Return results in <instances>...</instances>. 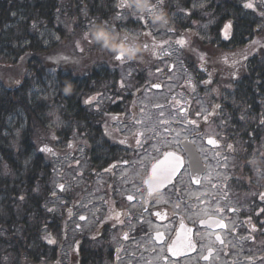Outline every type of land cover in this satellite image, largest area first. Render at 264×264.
<instances>
[{"label": "trees", "instance_id": "trees-1", "mask_svg": "<svg viewBox=\"0 0 264 264\" xmlns=\"http://www.w3.org/2000/svg\"><path fill=\"white\" fill-rule=\"evenodd\" d=\"M246 2L208 0L203 11H195L194 19L185 22L183 13L193 14L191 0H163L162 7L171 16L168 27L177 31L175 42L185 41L177 45L181 56L189 57L185 60L195 76L201 77L198 84L221 86L213 95L215 107L232 118L248 111L262 122L264 18L257 15L262 12L258 8L245 9ZM113 3L0 0V264H39L42 258L49 259L48 264L62 261L60 247L54 243L69 217L65 208L60 213L52 205L55 181L65 171L62 159L74 134L80 139L76 150L85 147L91 165L103 169V106L97 110L92 98L101 92L109 99L129 96V91L121 86L123 65L117 64L114 53L79 38L90 34L96 23L110 26L117 21ZM128 19L135 21L127 25L130 28L143 23L134 15ZM224 23L232 28L227 40L220 36ZM204 37L209 45L201 43ZM164 44L157 42V46ZM157 46L149 50L154 59ZM138 60L130 64L140 76L146 64ZM66 78L76 84L71 95L63 92ZM55 115L60 126L54 123ZM45 146L51 151L40 150ZM100 232L103 228L92 238ZM81 252L82 263L85 253Z\"/></svg>", "mask_w": 264, "mask_h": 264}, {"label": "flooded vegetation", "instance_id": "flooded-vegetation-1", "mask_svg": "<svg viewBox=\"0 0 264 264\" xmlns=\"http://www.w3.org/2000/svg\"><path fill=\"white\" fill-rule=\"evenodd\" d=\"M125 8H128L125 6ZM117 9L122 11V7L118 6ZM197 12V11H196ZM195 11L192 15L187 17L184 16V22L190 18L194 19ZM234 65V64H233ZM204 86V84L202 85ZM221 89L220 85H215L213 90L219 93ZM115 104L121 111L120 114L115 115V123H110L112 129H107L110 134L116 136V141H124L126 144L120 143L112 144L103 149V167L109 169H119V168H136L145 167L146 173L150 169L151 163L154 162L156 158L160 156L164 151H174L175 153L181 155L184 159V168L182 169V174L174 181L172 185H168L162 188L159 193H153L151 196L148 195L147 186L143 184V178L141 184L138 186L139 179L132 180L130 183L129 191L126 192L124 196L116 199L115 194L119 196L120 191L124 189L122 182L124 179H129L130 177H113L110 176V180L105 186L104 200V212L101 219L105 234H109L115 230L117 236L119 228L122 230L128 227L124 234L120 237L121 245L116 246V252L118 254L117 262L122 259L123 252L126 246L132 248H139V256L148 255L150 246L157 245L166 248V256L169 257V261L173 263L180 262L181 264H236V243L243 242L241 246H251L255 245L260 239H262V246L264 248V213H260V209H264V200L260 199L261 194H264V189L261 188L259 191V196L254 199H249L248 192L253 184V177L246 176V194L240 193V189L236 188L237 183H244L243 178H236L235 173L232 177L225 178L222 182L219 177L214 176L212 171L213 167H218L220 164L223 165H239V161L242 166L250 164L249 153L251 147V138H247V149L244 152V156H238L241 150H238L236 146L235 136L237 130L235 129L234 118L224 117L222 118V125L220 128L218 121L222 117V113H210L211 107H208L207 112L203 114L207 116L206 120L213 121L209 123H202L191 125L192 130L188 135V138L194 144L198 151L199 167L204 171L200 175V184H194L190 179L189 157L184 152L183 148L180 146V142L177 146H172L170 148H160L158 151V157L156 156V151L154 150L155 135L152 134V129L148 128L146 131L141 132L140 129L136 127V124L130 122V118L126 113L132 107V100L119 98ZM216 104V102H214ZM132 116V114H131ZM226 116V114H224ZM199 116H196V118ZM150 118H146L143 123L148 126ZM114 121V119H111ZM214 123L215 129L214 133L217 134H207V126ZM139 125V123H138ZM103 130V126H102ZM249 130H245V134ZM143 133V136L139 134ZM251 136V133H250ZM214 137L217 141L216 144H209L208 139ZM141 138V145L138 146L136 140ZM227 138V142L223 141ZM234 145L233 153L228 145ZM228 143V144H227ZM225 149L226 156L221 161L219 157ZM213 154L216 157H213ZM192 157V162H193ZM218 157V159H217ZM239 161L237 160L238 158ZM151 158V160H149ZM217 159V160H216ZM220 162V164H218ZM149 166V167H146ZM239 167V166H238ZM259 187L262 185L257 184ZM115 187V188H114ZM263 189V190H262ZM131 195L134 197L132 201H129L127 197ZM110 197L112 201L109 202ZM249 200V201H247ZM159 201L160 204L156 203ZM116 205L118 214L116 216V225H107L106 218L108 216V209ZM238 205V208H237ZM131 208H136L131 211ZM147 209V211H145ZM235 211H232V210ZM222 210V211H218ZM166 213L167 216L164 219L156 217L153 215L155 212ZM259 213V214H258ZM236 215L241 216L239 223L236 225L235 219ZM180 218L183 219L184 224L187 228L192 229L190 233L191 239L195 244V249L188 251L185 255L180 256L178 259H172L167 251L168 245L177 235V230L180 224ZM217 219L223 221L226 228L215 227L212 225H202L200 221H207L209 219ZM255 225L256 231H252V227ZM159 228V231H164V240L157 241L155 239L154 227ZM125 234L127 238L125 239ZM219 236L220 240L216 237ZM118 237V236H117ZM249 237H254V239H249ZM129 243L128 245H126ZM118 244V239H117ZM116 244V245H117ZM105 248L102 247L101 254L103 256V251ZM212 250L211 255H209V250ZM153 251V250H152ZM152 253V252H151ZM81 250H73L70 253V263L71 264H81ZM244 254V253H243ZM204 256H209L208 260L202 259ZM112 260L110 257L104 256L100 258L103 264L107 261ZM241 259V258H239ZM249 262H252L251 254L248 256ZM259 261H264V253L260 255Z\"/></svg>", "mask_w": 264, "mask_h": 264}, {"label": "rangeland", "instance_id": "rangeland-1", "mask_svg": "<svg viewBox=\"0 0 264 264\" xmlns=\"http://www.w3.org/2000/svg\"><path fill=\"white\" fill-rule=\"evenodd\" d=\"M242 1V0H240ZM244 1V0H243ZM247 1V0H245ZM199 4L204 5V2H199ZM256 8L264 12V8H261L259 4L256 5ZM152 29L154 31V38L156 40L167 42V44L158 45L159 53L157 54L158 57L155 59L152 58V55L149 54V50L153 47H142L143 48V57L139 59L143 61L146 65L143 67L141 66L140 71L142 75H137L136 69L131 66L129 62H123L119 65H123L119 68L120 72V80L123 81L122 84H133L129 89L132 90L134 84H157L161 83L164 87L162 90H141L139 93V97L137 100L138 107L141 108V111L144 113H149L152 115L153 121L149 120L148 126L146 128L155 129L157 132L162 133L165 131L166 125L170 128H173L174 132L171 138H164L161 142L155 143V148L160 149L169 147L174 145L176 142H179L184 136L187 137L184 133V126L181 125L185 120L182 118V111L184 107L175 106L176 101L185 102L183 96L178 92L180 84H187L188 80L195 76L191 67L187 65L186 58L181 56V52L177 43L175 42L174 34L171 33L172 30L170 27L160 28L155 25H152ZM131 37L136 39L139 38L140 32L132 31ZM222 36L224 37V28L221 30ZM80 39V38H79ZM86 40V39H82ZM80 45H84V41H79ZM205 42H209L206 40ZM145 49V51H144ZM138 60V61H139ZM196 61V58H195ZM194 61V62H195ZM191 77V78H190ZM106 95L103 94V98ZM137 99V97H135ZM105 99H103L104 102ZM93 106L99 110L101 106V96L97 93L93 98ZM198 104L200 107L196 106L194 111L197 109H201L203 111L206 110V105L204 104V100H199ZM157 105H162V108H157ZM163 112V116H160V113ZM137 114V113H136ZM248 114V112H247ZM249 115V114H248ZM55 125L60 126V121L57 115L54 117ZM135 118V113L132 114V119ZM250 120V119H249ZM160 121H165V124H161ZM146 131V129H145ZM179 133V135H177ZM207 134H215L212 127H209L206 131ZM168 135H164L163 137H167ZM184 137V138H185ZM242 145L241 140L236 137ZM73 141L78 142L79 135H73L71 138ZM225 142H227V138H224ZM166 142V143H165ZM241 147L239 146V149ZM84 148H79V150H69L68 153L63 157L62 161L64 162V166H66V172L61 175L55 181V198H54V205L60 213L64 208L69 210L70 206L69 203L74 200V204L76 207H73L72 214L70 218L65 221V228L69 229L66 236L63 234L58 235L57 243L60 246V254L65 257L67 260V252L70 250V244L77 238L83 237V235L89 234L92 229L95 228L99 224L100 218L102 215V210L104 212V207L102 208V203L104 205V199L106 198L105 194H102L103 189V181L105 175H101V171L98 168L94 169L93 167L89 166L87 158L82 156L81 154L84 152ZM156 151V150H155ZM156 156L158 157V151H156ZM214 157V154H213ZM151 160V158L149 159ZM262 161V160H261ZM263 162V161H262ZM260 164L259 161L255 160V163H252V170L253 174L256 177V184L248 189L250 192L248 194L249 199H254L256 196H259V191L261 188L264 189V165ZM263 167V171L261 170L260 165ZM149 167V166H146ZM222 167V165H221ZM237 165H231L227 167L226 171L219 170L218 173H214V176L219 177L220 181L227 177H232L236 171ZM217 169V167H216ZM220 169V168H218ZM146 168L144 167H136V168H128L124 170V176L122 177H130L129 179H124L122 182V186L124 189L120 191V196H124L127 194L126 192L129 191V186L132 180L139 179L138 186L141 184L142 178L146 174ZM257 184L262 185L259 187ZM60 185H63V190L60 193ZM102 185V186H101ZM262 189V190H263ZM262 192V191H261ZM249 201V200H247ZM160 204V203H158ZM238 208V205H237ZM81 216H86L87 219L81 220ZM69 217V216H68ZM239 215H236L235 223L236 225L240 221ZM77 227H79L81 234L77 235ZM128 227H125L124 230L119 229L117 236L115 234V230L110 232L104 240L107 244L110 245V249L115 254V247L121 245L120 237L124 234ZM71 230V232H70ZM158 227H154L153 231H158ZM64 237V238H63ZM118 239V244H117ZM70 240H72L70 242ZM97 241L91 243L89 247L92 248H100V245L103 242L99 239ZM262 239H260L255 245L251 246H241L243 242L236 243L235 250H236V259L237 260H246L249 254L252 257H256L262 255L264 253V248L262 246ZM117 244V245H116ZM127 243L126 245H128ZM152 250L154 253L151 255ZM139 248H132L126 246L125 251L123 252V258L120 262H116L114 264H163L162 257L166 254L165 247H159L157 245L150 246L149 251L147 250L148 255L139 256ZM244 253V254H243ZM112 258V257H111ZM241 258V259H239ZM112 263V260H110ZM97 264H103L100 260ZM168 264H181L168 262ZM189 264V263H187ZM225 264V263H220ZM238 264V263H237ZM239 264H249L246 261H243ZM252 264H263L259 262H254Z\"/></svg>", "mask_w": 264, "mask_h": 264}, {"label": "snow or ice", "instance_id": "snow-or-ice-1", "mask_svg": "<svg viewBox=\"0 0 264 264\" xmlns=\"http://www.w3.org/2000/svg\"><path fill=\"white\" fill-rule=\"evenodd\" d=\"M157 4L158 5H162L163 4V0H157ZM259 4V6L261 8H264V0H247L246 3H244L243 7L245 9H250L255 11L256 9V5ZM127 6L128 8H130L129 2L128 0H121L120 3V7H125ZM134 16H136V18L140 21H142L145 25H147L148 21L145 18V16L147 14H143V13H133ZM257 15H259L261 18H264V12H259L257 13ZM122 18V17H119ZM231 28V23L225 25L224 28V37L228 38L229 35V29ZM88 34L86 33L85 36H87ZM146 35H151V32L146 33ZM166 43V42H165ZM178 44L180 45H184L185 41L183 39L177 41ZM254 45H258L259 41H253ZM156 45H154L155 47ZM145 47H148V45L146 44ZM82 50V49H81ZM116 60L124 62L125 57L124 55L121 53L120 55L115 57ZM244 60H247V56L243 57ZM205 83H210V81H206ZM153 87L158 88L159 85H153ZM157 108H162V105H157ZM217 107H219L217 105ZM181 111H183V109H181ZM199 115V114H197ZM160 116H163V112L160 113ZM206 119V117H205ZM137 123H140V121H137ZM160 123L163 125L166 122L165 121H160ZM190 123L195 124V121H190ZM262 123H264V121H262ZM168 129L165 128V132H167ZM140 136H143V133L139 134ZM177 135H179V133H177ZM122 143L124 141H121ZM136 143L138 146L141 145L142 141L140 139L136 140ZM166 143V142H165ZM208 143L209 144H216L217 141L214 140L213 138H209L208 139ZM71 147V145H69ZM154 150L159 151L158 149L155 148V145L153 146ZM229 148H232V145H228ZM41 151H51V149H49L47 146H45L44 148L40 149ZM187 150H191L190 148ZM193 171L190 174V179L194 184H200V178H199V163L196 160H193V162L189 165ZM184 168V159L181 155L175 153L174 151H164L163 153L160 154V156L158 158H156L154 160L153 163H151L150 165V170L148 171V173L143 177V184L147 186L148 189V195L151 196L152 192H151V187L149 185V181L152 182V184H154L159 190L168 186V185H172L174 183V181L178 178L179 175L182 174V169ZM63 185H60V189L63 190ZM21 199H23V197H21ZM127 199L129 201H132L134 199L133 196L129 195L127 197ZM261 200H264V194H261L260 196ZM156 203H159V201H157ZM49 211H53V209H49ZM145 211H147V209H145ZM218 211H222V210H218ZM232 211H235L234 209ZM260 213H264V209H260ZM259 214V213H258ZM154 216L159 217L161 219L166 218L167 214L166 213H162V212H155L153 213ZM81 220H85L86 217L81 216L80 217ZM200 223L202 225H212L215 227H222V228H226L227 225L223 224V221L221 220H217V219H209L207 221H200ZM264 223V222H262ZM257 229L255 228V225H253L252 227V231H256ZM192 232V229L187 228L186 225L183 222V219L180 218V224H179V228L177 230V235L175 236V238L172 240V242L168 245L167 247V251L170 254L172 259H178L180 256L185 255L188 251L190 250H194L195 249V244L193 243L190 233ZM127 238V234H125V239ZM46 239H49L46 237ZM155 239L157 241H163L164 240V234L160 231L156 232V236ZM217 240H220L221 243H223V241L221 240V238L219 236L216 237ZM249 239H254V237H249ZM49 242L52 243L53 241L51 239H49ZM212 250H209V255H211ZM163 261V264H168L169 261V257L168 256H164L161 258ZM202 259L204 260H208L209 256H204L202 257Z\"/></svg>", "mask_w": 264, "mask_h": 264}, {"label": "clouds", "instance_id": "clouds-1", "mask_svg": "<svg viewBox=\"0 0 264 264\" xmlns=\"http://www.w3.org/2000/svg\"><path fill=\"white\" fill-rule=\"evenodd\" d=\"M130 8L134 13L147 14L151 24L160 28L170 25L171 16L168 10L157 4V0H128ZM92 43L98 45L101 49L114 53L116 56L121 53L129 60H138L142 58L143 48L138 39L127 34H121L115 28L109 27L107 22H99L93 25L90 30ZM76 88V84L71 79H65L63 83V92L65 95H71ZM255 163V161H253ZM151 192L159 193V189L149 181Z\"/></svg>", "mask_w": 264, "mask_h": 264}, {"label": "water", "instance_id": "water-1", "mask_svg": "<svg viewBox=\"0 0 264 264\" xmlns=\"http://www.w3.org/2000/svg\"><path fill=\"white\" fill-rule=\"evenodd\" d=\"M156 88V87H155Z\"/></svg>", "mask_w": 264, "mask_h": 264}]
</instances>
